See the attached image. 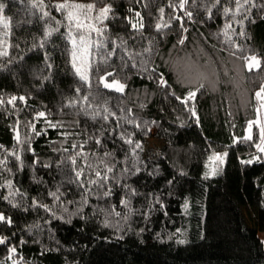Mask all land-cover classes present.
<instances>
[{
    "label": "trees",
    "instance_id": "trees-1",
    "mask_svg": "<svg viewBox=\"0 0 264 264\" xmlns=\"http://www.w3.org/2000/svg\"><path fill=\"white\" fill-rule=\"evenodd\" d=\"M43 2L0 0L9 17V29L0 25L9 32L0 55V213L12 220H0V264H264V158L242 163L264 153L232 143L255 118L264 82V0H247L235 17L223 9L237 0H81L94 3V15L111 5L101 32L88 33V81L72 67L67 22L53 0ZM46 25L55 31L44 37ZM253 53L260 68L246 67ZM106 72L123 91L99 80ZM201 80L194 99H177ZM213 151L227 153L222 164H205ZM210 167L216 174L202 175Z\"/></svg>",
    "mask_w": 264,
    "mask_h": 264
},
{
    "label": "snow or ice",
    "instance_id": "snow-or-ice-1",
    "mask_svg": "<svg viewBox=\"0 0 264 264\" xmlns=\"http://www.w3.org/2000/svg\"><path fill=\"white\" fill-rule=\"evenodd\" d=\"M32 6L34 8H39V9H44V2L43 0H39V3H37V0H30ZM247 3V0H243V3L241 2V0H237V3L235 5V9H231L229 7H225L223 9L224 13H228V12H232L233 16L235 17V14L237 12H240L245 4ZM180 4L181 7H183L184 5V0H180ZM4 4L0 3V25L3 26V28L5 30L9 29V17L5 16L3 14V9H4ZM53 7L56 9V11L60 12L62 14V16L64 17V20L67 22L66 27L68 28V39L71 42V52H70V56H71V64L72 67L75 69L76 73L80 76L81 80L83 81H88L89 80V75H88V68L90 66V55L92 54L90 52V45H91V38L88 35L89 32L91 31H95L97 33L101 32V27H97V23L105 20V18L109 15V11L111 9V5L110 4H105L102 8L99 9V11L94 15L93 14V9L95 7L94 3H83L81 2V0H53ZM247 10V9H245ZM44 16H48L50 15V13L47 10H44L43 12ZM238 24H241V26L243 25V21L242 20H237L236 21ZM57 24L62 23V21L57 20L56 21ZM134 28L137 27H142V25H138V24H133L132 25ZM103 27H107V25H103ZM157 28L161 27V25L159 23H157L156 25ZM230 27L229 24L225 25V28ZM77 30H79L80 35L77 38V36L73 35V33L77 32ZM51 31H55V29H51L49 28L47 25L45 26V30H44V37H47L48 35H50ZM221 31H224V29H222ZM9 35L8 31H4V32H0V55H6L7 54V49L9 47V43L5 40V37ZM226 37L230 36V33L225 32ZM240 35H244L243 31L240 33ZM41 39H43V37H41ZM97 44H99V41H97ZM35 47V45H33ZM237 48L240 47V45H236ZM147 50V49H146ZM45 59H47V54H45ZM101 59H104L103 57H101ZM246 66L249 69H253V68H260L261 67V58L259 56H257L256 54H251L249 57H246ZM5 67L4 65L0 64V68ZM48 67H51L50 65ZM110 73H104V76H101L99 78L100 81H103L104 85L108 88H118L120 91L124 90V85L121 84L118 80H111L110 82L108 80L105 79V76H109ZM160 83L161 84H166L167 81L164 80L163 75L161 74L160 76ZM204 87V83L203 80L200 81V83L198 84V87H193L190 88V90L185 93L184 96L182 97H177V99L183 100L185 102V104H187V101L191 98L194 99L196 96L197 91L200 88ZM77 91H80V89H77ZM16 96L15 95H11L9 97V103H11L12 101L16 100ZM19 99L24 100L25 97L23 95H21L19 97ZM84 99H87V94L85 95ZM255 99L257 101L256 105H255V111H256V115L254 119H249L247 121V127L244 129V136L240 137V136H235L232 143H237V141H241V140H246L248 142L254 143L255 148L258 150L259 153H264V82L261 83L260 87L256 90L255 92ZM4 101L3 99H0V104H2ZM67 103L70 104H74L76 101L73 100H68L66 101ZM90 106V105H89ZM191 114L193 116H196V109L193 106L191 109ZM35 115L37 117H41V116H45V112L44 111H38L35 113ZM107 118V117H105ZM197 122L198 119H197ZM17 125H19L20 121L17 120ZM256 125L258 128V138H254L253 136V125ZM55 125H53L54 127ZM32 128V131H34V127L30 126ZM13 134H14V138L17 142H23V140H26L27 137H21V133L19 128H14L13 129ZM97 140H99V138L97 137ZM137 146H139V142H137ZM4 147L3 145H0V148ZM8 151H11L10 149ZM82 151V149H81ZM226 152H215L213 151L209 156L208 159L205 161V164H208L209 160H214V161H218L220 164L223 163L224 158L226 156ZM13 155L16 156V158L19 160L20 159V154L19 152H14ZM264 157H261L260 155L257 154H252L251 159L248 160H244L242 161V163H252V161L254 160H258ZM70 160H73V163H75L74 157H69ZM0 163H4L3 160H0ZM59 163V162H57ZM105 167L107 168L108 166L105 165ZM75 170V169H74ZM138 170V169H137ZM218 171V168L216 167H210L208 170H206L204 173H202V175L204 176H213L216 174V172ZM76 172V177L79 181V177L81 175L82 169L79 170H75ZM102 174L100 172L96 173V176L99 177ZM103 178L107 179V173L103 174ZM170 182V181H169ZM8 185H11L12 181H6L5 182ZM89 185H91L93 183L92 180L88 181ZM125 187H127V185H125ZM85 191H87V189H85ZM132 192H135V189H132ZM111 193L110 192H104L103 195L105 196H109ZM49 195L51 196H56V193L54 192H49ZM8 197L6 196L5 199H7ZM59 198L57 197V200ZM87 196L82 197V204L83 203H87ZM129 203L128 199L125 197H122L120 199V204L122 205H127ZM82 206V205H81ZM188 202H187V198H185V203L182 205V207H184L185 209L188 208ZM42 207L48 208L47 205H42ZM49 211H51V209H48ZM114 210V209H113ZM129 211H131V209H129ZM55 214V213H54ZM116 215H119V213L117 212ZM145 215H147V213H145ZM63 218V217H61ZM127 217H125L126 219ZM0 220H7V222L10 224L12 223V220L10 217H5L3 213H0ZM102 223L104 224H108L109 221L107 219H105L104 221H102ZM183 230L180 228L176 229V233H181ZM119 232V230H117V233ZM159 235V234H157ZM7 239V237L0 235V242H4ZM177 240L179 243H184L185 240L181 239L179 236L177 237ZM16 252V248L12 245H9L8 247V255L9 258L11 259V255L12 253ZM12 264H17V261L15 259L12 260Z\"/></svg>",
    "mask_w": 264,
    "mask_h": 264
},
{
    "label": "rangeland",
    "instance_id": "rangeland-1",
    "mask_svg": "<svg viewBox=\"0 0 264 264\" xmlns=\"http://www.w3.org/2000/svg\"><path fill=\"white\" fill-rule=\"evenodd\" d=\"M83 3H86V2H83ZM87 3H89V2H87ZM79 36H77V38H78ZM91 37V36H90ZM247 67V66H246ZM248 68V67H247ZM210 77V76H209ZM208 77V78H209ZM106 80H108L109 82L111 81V80H116V79H109V78H105ZM120 82V81H119ZM121 83V82H120ZM122 84V83H121ZM113 88H115V87H113ZM116 89H118V88H116ZM119 90V89H118ZM245 215H246V217H247V219L250 221L251 219H252V211L250 210V209H245ZM258 234H259V236H260V238L262 239V242H263V246H264V229H259L258 230Z\"/></svg>",
    "mask_w": 264,
    "mask_h": 264
}]
</instances>
